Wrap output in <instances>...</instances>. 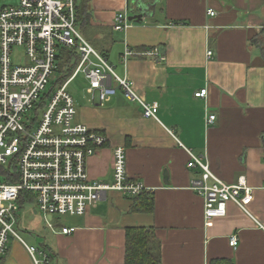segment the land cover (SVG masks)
Wrapping results in <instances>:
<instances>
[{
	"label": "crops",
	"instance_id": "1",
	"mask_svg": "<svg viewBox=\"0 0 264 264\" xmlns=\"http://www.w3.org/2000/svg\"><path fill=\"white\" fill-rule=\"evenodd\" d=\"M81 3V34L159 107L158 119L145 117L142 106L121 90L100 105L89 99V82L82 92H71L76 121L107 136L88 158L89 176L112 182L114 149L124 146L128 176L151 189L153 209L134 210L136 197L110 191L84 215L51 218L56 228L46 224L51 230L47 248L40 247L54 264H126L127 229L149 227L162 264H264V0ZM126 9L129 15L142 14V20L116 31L115 18ZM154 47L164 60L134 56L124 61L126 48ZM205 88L206 96H196ZM211 114L216 120L208 124ZM185 147L224 182L243 180L253 187L250 214L228 202L226 216L206 218L204 198L191 189L200 170L188 167ZM32 211L40 213L35 206ZM63 227L73 232L61 233ZM232 235L239 240L236 248L230 245ZM28 256L26 247L12 239L3 260L33 264Z\"/></svg>",
	"mask_w": 264,
	"mask_h": 264
},
{
	"label": "built area",
	"instance_id": "2",
	"mask_svg": "<svg viewBox=\"0 0 264 264\" xmlns=\"http://www.w3.org/2000/svg\"><path fill=\"white\" fill-rule=\"evenodd\" d=\"M78 0H20L0 10V261L12 239L27 249L33 264H54L45 248L28 244L20 235V211L33 203L49 228L51 218L84 215L110 191L127 196L151 193L127 173V151L114 149L113 181L93 180L87 161L107 142L102 132L76 121L77 108L69 90L81 73L89 82L92 102L102 105L121 90L139 103L145 117L158 119L159 107L147 102L133 81L121 77L115 66L100 54L78 29ZM208 14L214 16L213 9ZM128 9L117 14L116 31L132 24ZM73 49L78 61L72 75L61 80L62 51ZM212 51H208V56ZM165 56L159 47L144 51L126 48L124 61L131 57ZM207 95V88L196 93ZM216 115L208 117L213 124ZM186 148V147H185ZM188 167L199 169L191 189L205 201L207 219L226 216V204L233 202L250 214L254 189L243 180L229 184L220 179L203 157L186 148ZM264 228V227H263ZM61 233L73 229L63 227ZM236 235L230 245L238 246Z\"/></svg>",
	"mask_w": 264,
	"mask_h": 264
},
{
	"label": "trees",
	"instance_id": "3",
	"mask_svg": "<svg viewBox=\"0 0 264 264\" xmlns=\"http://www.w3.org/2000/svg\"><path fill=\"white\" fill-rule=\"evenodd\" d=\"M78 0V22L79 13L83 3ZM83 10V9H82ZM62 65L59 77L63 81L72 75L78 61V55L73 49H64L62 51ZM138 204L134 206V210L151 211L153 209L152 193H143L135 196ZM159 242L153 228L149 227H133L127 229L126 233V264H162L161 256L158 251ZM43 247L47 248L45 243ZM53 257V256H52ZM0 264H5L4 260Z\"/></svg>",
	"mask_w": 264,
	"mask_h": 264
},
{
	"label": "rangeland",
	"instance_id": "4",
	"mask_svg": "<svg viewBox=\"0 0 264 264\" xmlns=\"http://www.w3.org/2000/svg\"><path fill=\"white\" fill-rule=\"evenodd\" d=\"M20 0H0V6L2 4H18ZM84 75L81 73L77 80L73 81L69 90L75 94L76 90L82 92L83 89L87 86L88 81L84 79ZM33 203L27 202L24 208L20 211V226L21 237L30 245L41 246V244L45 243V237L50 234V229L46 226V222L41 213L34 214L32 211ZM69 217L66 215L65 218ZM29 257V256H28ZM30 258V257H29ZM31 260V258H30Z\"/></svg>",
	"mask_w": 264,
	"mask_h": 264
},
{
	"label": "water",
	"instance_id": "5",
	"mask_svg": "<svg viewBox=\"0 0 264 264\" xmlns=\"http://www.w3.org/2000/svg\"><path fill=\"white\" fill-rule=\"evenodd\" d=\"M142 14H133L129 16V20L134 21V22H140L142 20Z\"/></svg>",
	"mask_w": 264,
	"mask_h": 264
}]
</instances>
